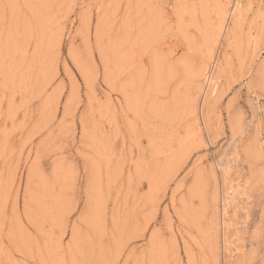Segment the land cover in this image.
<instances>
[{"label":"rangeland","instance_id":"obj_1","mask_svg":"<svg viewBox=\"0 0 264 264\" xmlns=\"http://www.w3.org/2000/svg\"><path fill=\"white\" fill-rule=\"evenodd\" d=\"M0 264H264V0H0Z\"/></svg>","mask_w":264,"mask_h":264},{"label":"bare ground","instance_id":"obj_2","mask_svg":"<svg viewBox=\"0 0 264 264\" xmlns=\"http://www.w3.org/2000/svg\"><path fill=\"white\" fill-rule=\"evenodd\" d=\"M236 3V2H235ZM235 5V4H234ZM242 4L240 3V2H237L236 3V8L238 9V10H241L242 11ZM240 11H238V13H237V15L239 14L240 15ZM213 48V47H212ZM203 114V113H202ZM237 126H239V125H237Z\"/></svg>","mask_w":264,"mask_h":264}]
</instances>
